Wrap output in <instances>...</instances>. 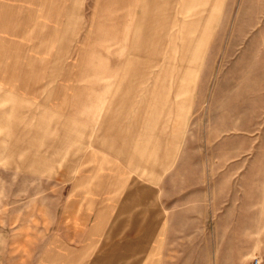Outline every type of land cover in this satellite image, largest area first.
<instances>
[{"label": "rangeland", "instance_id": "374dc122", "mask_svg": "<svg viewBox=\"0 0 264 264\" xmlns=\"http://www.w3.org/2000/svg\"><path fill=\"white\" fill-rule=\"evenodd\" d=\"M146 9L157 19L158 73L142 79L156 87L154 166L107 146L129 112L119 102L134 19L123 14ZM255 260L264 0H0V264Z\"/></svg>", "mask_w": 264, "mask_h": 264}, {"label": "crops", "instance_id": "0c3cea01", "mask_svg": "<svg viewBox=\"0 0 264 264\" xmlns=\"http://www.w3.org/2000/svg\"><path fill=\"white\" fill-rule=\"evenodd\" d=\"M133 15L131 12L123 14L126 18L132 17L134 19V30L130 54L125 61V71L122 75L125 78L128 76L126 96L119 102V105L129 112L126 113L125 111V113L118 115L113 132L109 135L111 137L108 139L107 146L110 149L116 145L119 155L131 163L154 166L155 161H157V129L155 123L158 113L156 100L151 102L150 94L156 92V87L153 89L151 86L143 87L142 79L157 77L158 53L155 34L157 19L148 9L135 11ZM136 55L139 59L135 57ZM143 93L146 95L145 101L141 99ZM132 109L137 112L132 113L130 111ZM142 125H153L155 130L150 129V133H145L143 137ZM143 159H145L144 162Z\"/></svg>", "mask_w": 264, "mask_h": 264}, {"label": "built area", "instance_id": "2783aa9c", "mask_svg": "<svg viewBox=\"0 0 264 264\" xmlns=\"http://www.w3.org/2000/svg\"><path fill=\"white\" fill-rule=\"evenodd\" d=\"M254 264H258V260H255V261H254Z\"/></svg>", "mask_w": 264, "mask_h": 264}]
</instances>
